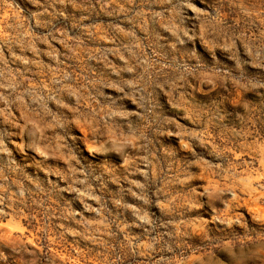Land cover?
Segmentation results:
<instances>
[{
  "label": "clouds",
  "instance_id": "obj_1",
  "mask_svg": "<svg viewBox=\"0 0 264 264\" xmlns=\"http://www.w3.org/2000/svg\"><path fill=\"white\" fill-rule=\"evenodd\" d=\"M0 264H264V0H0Z\"/></svg>",
  "mask_w": 264,
  "mask_h": 264
}]
</instances>
